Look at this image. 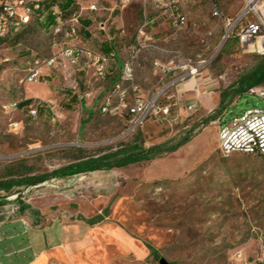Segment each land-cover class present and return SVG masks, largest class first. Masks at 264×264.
Instances as JSON below:
<instances>
[{
	"label": "rangeland",
	"instance_id": "1",
	"mask_svg": "<svg viewBox=\"0 0 264 264\" xmlns=\"http://www.w3.org/2000/svg\"><path fill=\"white\" fill-rule=\"evenodd\" d=\"M52 1L64 6L68 17L80 15L78 38L72 44L107 56L110 74L96 82L91 73H77L63 64L43 72L39 83H20L25 62L50 56L43 30L53 20L42 12L35 17L42 18L43 30L33 22L0 44V182L48 176L77 162L114 161L131 147L190 140L151 161L0 192V225L108 220L156 250V259L148 256L140 264H159L160 259L167 264H257L264 245V157H223L218 128L246 110H264V85L261 97L248 93L235 97L231 111L209 124L204 122L212 114L184 112L177 87H169L160 98L161 104L171 106L169 114L149 118L132 135H123L124 116L100 110L133 50L134 85L140 96L155 95L191 68H199L195 78L213 80L219 96L230 90L264 56L254 44L240 46L238 26L224 39L225 24L237 19L243 1L182 0L186 16L182 29L171 28L166 15L150 6L123 8L116 0ZM91 4L97 11H88ZM144 24L145 36L138 45L136 37ZM160 69L167 70L165 77ZM24 98L51 102L56 114L42 107L33 120L25 106L11 113L4 109Z\"/></svg>",
	"mask_w": 264,
	"mask_h": 264
},
{
	"label": "built area",
	"instance_id": "2",
	"mask_svg": "<svg viewBox=\"0 0 264 264\" xmlns=\"http://www.w3.org/2000/svg\"><path fill=\"white\" fill-rule=\"evenodd\" d=\"M46 0H0V44L19 34L33 22L40 21L41 17H35L36 13L47 14L44 9ZM120 7L139 4L143 7L150 6L154 10L166 15L169 26L174 29H182L186 25V16L181 12L182 0H116ZM243 8L237 19L228 20L225 24L227 31L224 39H229L233 30L239 27L236 37L240 46L256 45L259 39L264 38V0H242ZM88 11L95 12L97 7L91 4ZM54 16L49 37L50 56L43 59H33L22 65L23 78L20 83L36 84L44 79L43 72L56 69L63 64L68 65L77 73L89 72L96 82H104L110 74L109 58L95 50L83 45H74L77 40V27L80 15L73 14L66 17L53 7ZM217 16V13H214ZM147 24V23H146ZM138 30L136 42L139 45L141 37L145 36L144 28ZM104 31V27L100 26ZM122 64L119 81L105 93L100 108L101 113L110 116L122 117L125 120L123 135H132L140 131L151 117L167 116L171 106L161 104L160 98L169 87H177L185 83L188 78L198 75L199 68H191L186 74L173 79V81L152 96L138 95V88L134 85L133 59ZM45 72V73H46ZM163 77L167 70L160 69ZM261 88H253L249 95H260ZM27 99L7 105L4 109L16 112L20 105ZM43 103V104H41ZM30 117L35 120L39 108L45 107L52 115H55V107L51 102H32L28 106ZM16 127V124H14ZM218 151L223 157L231 155L261 156L264 157V110L250 109L232 117L218 128ZM257 264H264V245L260 248Z\"/></svg>",
	"mask_w": 264,
	"mask_h": 264
},
{
	"label": "crops",
	"instance_id": "3",
	"mask_svg": "<svg viewBox=\"0 0 264 264\" xmlns=\"http://www.w3.org/2000/svg\"><path fill=\"white\" fill-rule=\"evenodd\" d=\"M216 87L199 75L179 84L176 95L184 102L185 113L200 110L209 115L219 105ZM235 103L227 105L221 119ZM148 256L145 244L108 220L94 225L81 221L0 225V264H140Z\"/></svg>",
	"mask_w": 264,
	"mask_h": 264
},
{
	"label": "trees",
	"instance_id": "4",
	"mask_svg": "<svg viewBox=\"0 0 264 264\" xmlns=\"http://www.w3.org/2000/svg\"><path fill=\"white\" fill-rule=\"evenodd\" d=\"M53 7L57 8V11L62 14L63 16L68 17V10L65 9L64 6L54 4L52 0L45 1L44 3V9L47 10V14L44 16L45 18L52 20L54 19V16L52 15ZM37 25L43 30L41 27V20L36 22ZM53 25V24H52ZM52 25L49 29L43 30L44 32L48 33ZM264 85V56L260 59L258 64L255 66V68L249 72L248 74L240 77L237 82L232 86L230 90H227L225 92H222L219 96V105L215 112L209 116L205 124H209L211 122H214L216 120L221 121V114L225 110V108L228 105V102H232L235 97H240L246 93L250 89L261 87ZM31 103V100H26L23 104L20 105V108L22 106L29 105ZM225 123V122H223ZM222 123V124H223ZM189 137L183 138L178 143L168 146V143L153 146L148 149H144L142 147H131L123 152H121L120 156L115 159L114 161H107L104 163H100L99 161H84V162H77L75 164L68 165L64 168H61L50 175L46 176H40L36 178H27L25 180H22L20 182H14L11 180L7 181H1L0 182V192L9 193L13 187H31L35 185H39L41 183H44L45 181L51 179V178H61V177H67V176H73L78 175L82 173L87 172H94L102 169H112V168H123L128 165L136 164L141 161H151L156 158H159L163 154H170L177 151L180 147L184 146L189 142ZM96 223L90 224L94 225ZM146 248L150 252V256L154 259L157 258V252L155 249H153L150 245L145 244Z\"/></svg>",
	"mask_w": 264,
	"mask_h": 264
},
{
	"label": "bare ground",
	"instance_id": "5",
	"mask_svg": "<svg viewBox=\"0 0 264 264\" xmlns=\"http://www.w3.org/2000/svg\"><path fill=\"white\" fill-rule=\"evenodd\" d=\"M257 49L261 50V51H264V38L258 40Z\"/></svg>",
	"mask_w": 264,
	"mask_h": 264
},
{
	"label": "water",
	"instance_id": "6",
	"mask_svg": "<svg viewBox=\"0 0 264 264\" xmlns=\"http://www.w3.org/2000/svg\"><path fill=\"white\" fill-rule=\"evenodd\" d=\"M159 264H167V263L163 259H160Z\"/></svg>",
	"mask_w": 264,
	"mask_h": 264
}]
</instances>
